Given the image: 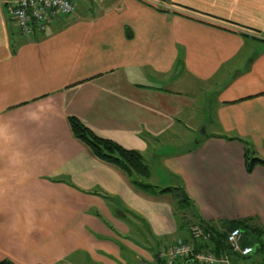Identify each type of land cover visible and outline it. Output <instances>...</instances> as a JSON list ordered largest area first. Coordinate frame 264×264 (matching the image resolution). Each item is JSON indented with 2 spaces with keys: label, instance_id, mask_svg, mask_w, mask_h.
Instances as JSON below:
<instances>
[{
  "label": "crops",
  "instance_id": "1",
  "mask_svg": "<svg viewBox=\"0 0 264 264\" xmlns=\"http://www.w3.org/2000/svg\"><path fill=\"white\" fill-rule=\"evenodd\" d=\"M7 1L0 263L155 264L164 242L186 238L171 195L149 196L94 157L73 136L72 117L141 152L168 187L181 180L205 222L255 217L264 226V166L247 174L244 145L224 139L257 145L264 160V0H79L74 15L34 38L19 33ZM200 84L214 89L217 133L164 153L203 127ZM131 228L147 235L144 245Z\"/></svg>",
  "mask_w": 264,
  "mask_h": 264
},
{
  "label": "trees",
  "instance_id": "2",
  "mask_svg": "<svg viewBox=\"0 0 264 264\" xmlns=\"http://www.w3.org/2000/svg\"><path fill=\"white\" fill-rule=\"evenodd\" d=\"M69 125L75 139L83 143L94 157L120 169L129 178L130 183L136 189L154 197L171 195L175 204L177 203L176 210L173 209V213L178 224V231L180 236L186 237L185 240L190 239L189 229L193 224H198L203 227L204 230L211 232L213 238L210 244L196 243L195 246L197 251L210 249L217 254L228 253L231 254L233 262L236 263L237 261L238 264L241 263L242 260L245 262L251 260L253 264H261L257 262L255 256L264 259V226L258 224L257 218L250 217L233 222H221L219 226L205 222L200 216L194 201L186 192L185 186L181 180L178 179L177 185L163 189L153 186L147 182V180L151 178V170L146 164L141 152L127 150L114 141L100 138L77 118H69ZM224 139L228 141H239L244 145L245 170L247 174H252L257 166H264V160L253 157L247 142L239 138ZM93 193H96V191ZM101 195L104 198L107 197L103 194ZM107 201H110V198ZM121 212L125 215L128 213L127 211ZM234 228L247 231V233L242 232L243 238L241 245L243 247L250 246L253 248V254L250 256L238 258L237 255L231 253L226 238L228 232ZM249 234H251V237L248 238ZM166 242L163 243L165 246L172 244L171 241ZM159 252L155 264H166V262L159 257ZM0 264L12 263L5 260ZM177 264H182V262L179 261Z\"/></svg>",
  "mask_w": 264,
  "mask_h": 264
},
{
  "label": "built area",
  "instance_id": "3",
  "mask_svg": "<svg viewBox=\"0 0 264 264\" xmlns=\"http://www.w3.org/2000/svg\"><path fill=\"white\" fill-rule=\"evenodd\" d=\"M78 0H8V13L14 21L19 33L24 37L34 38L45 34L54 22L61 17H69L76 13ZM99 3L104 0H92ZM189 240L178 239L176 242L163 246L159 257L166 264H234L231 254H217L210 249L196 250V243L210 244L213 236L198 224L189 229ZM242 231L234 228L228 232L226 242L231 253L238 258L253 254V248L243 247ZM244 264V263H243ZM250 264V263H246Z\"/></svg>",
  "mask_w": 264,
  "mask_h": 264
},
{
  "label": "rangeland",
  "instance_id": "4",
  "mask_svg": "<svg viewBox=\"0 0 264 264\" xmlns=\"http://www.w3.org/2000/svg\"><path fill=\"white\" fill-rule=\"evenodd\" d=\"M78 8L79 7V0L75 1ZM195 94L197 95L198 99L203 102L199 105V119L198 121H196V124H202L203 127L199 130H196L195 132H192L188 137L186 136H182V137H174L172 139V143L170 144H165V146L163 147V152L164 153H169V154H176L178 152L181 151H185L188 149H191L193 147V143L196 142L197 140H201L202 138L212 135L214 133H217V129H218V122L215 120L216 118L214 117V106H209V104L211 102L215 101V93H214V89L211 86H205V85H197L196 86V92ZM211 114V115H208ZM213 115V116H212ZM211 118H213L211 120ZM250 149L252 151L253 157L259 158L261 157V148L258 147L257 145H252L249 144ZM150 170H151V176L152 178H150L149 180H147V182L153 186L159 187L160 189L163 188H167L170 185V182L167 178H165L163 172L161 171V169L157 166V164L155 165V163H152L150 166ZM175 186V185H172ZM172 209L176 210V204L175 201H173L172 198ZM135 214V213H134ZM133 219L135 220V217H133ZM139 224L143 223L140 222V220L138 221ZM147 227V226H146ZM132 229V233L129 235L130 238L134 239L135 241H137L139 244L144 245V241L142 239L145 238V236H147L146 234L142 235V234H133V230ZM243 233H247V231H245L244 229H242ZM251 237V234H249L248 238ZM237 264V261L236 263Z\"/></svg>",
  "mask_w": 264,
  "mask_h": 264
}]
</instances>
